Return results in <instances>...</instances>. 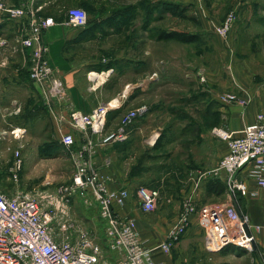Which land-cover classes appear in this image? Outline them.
<instances>
[{
	"label": "crops",
	"instance_id": "1",
	"mask_svg": "<svg viewBox=\"0 0 264 264\" xmlns=\"http://www.w3.org/2000/svg\"><path fill=\"white\" fill-rule=\"evenodd\" d=\"M7 3L14 6L25 5L34 11L38 17L54 19L55 23L49 26L43 34V40L49 47L48 58L56 75L65 83L68 101L84 113L92 112L98 104L112 101L121 103V106L125 105V110L140 106L141 102L136 103L137 98L147 96L155 86L160 88V79L166 75V71L172 66L168 61L165 46L169 41L170 43L179 41L159 40L152 36V21H161V17H155L151 20L152 16L149 14L151 0H7ZM75 6L88 11L89 21L86 26H76L69 22V9ZM29 17L9 18L10 20H7L5 13L0 10V34H7L8 37L0 35V54L6 56L5 58L2 56L3 60L1 59L0 66L7 63V67L2 69L9 68L18 74L15 81L16 85L21 87L29 82L37 92L41 91L43 100V114L37 110L28 114L30 119L34 120L32 125L35 132H29L24 124H17L14 127L26 130L22 136L21 145H27L26 138L28 139L29 135L34 133L37 136L34 138V142L31 143L30 141V145H63L61 142L62 135L74 131L69 123V110L66 103L56 101L50 107L45 97L46 90L42 85L33 83L29 78L28 58L12 52L15 38L23 32ZM158 28L161 27L158 26ZM262 39L264 43V36ZM104 54L107 56H96ZM15 57H19L20 60L14 61ZM180 58L182 57L180 56ZM239 86L240 91L243 90L244 96L249 99V104L245 107L237 103L226 104L220 101L218 96L224 92V88L219 90L211 84H206V87L203 86L202 90L211 94H202L204 98L201 99V102L204 109L196 106L197 111L195 112L186 110L183 113L185 117L181 116L180 113L176 114L181 118H189V122L184 126L177 125L180 129L177 135H182V138L175 135L174 145H179L176 143L183 140H192L193 138L189 137L191 132L200 135L194 137L196 145H215V139L211 134H214L215 126L212 131L205 130V128L208 129V122L219 117V115L221 120L217 127L228 130L240 131L246 125L255 123L258 114H264V78L252 85L246 81L241 82ZM188 96L190 99H194L197 95H193L192 92ZM216 100L220 103L219 107L214 104L217 102ZM20 110L19 108L11 113V111L7 112L8 110L4 107L0 111V116L5 117L7 113H10L8 115L13 116L15 114L16 117ZM17 123L20 122L17 121ZM44 124L46 126H43ZM118 125L119 121L116 124L111 122L109 128L115 129ZM147 130L144 127H129L128 137L124 142L97 147L93 154V162L101 174L109 176L110 188L126 187L129 189L131 198L118 210L122 215L136 219L137 228L146 241V245L155 248L166 239L177 218L170 219L164 214L156 223L144 221L145 214L141 207V200L130 187L129 183L134 180L131 172L132 156L130 149L133 148V145H155L165 131L163 126L157 127L153 131L149 130V133ZM167 136L162 145H167V138L168 140L174 139L169 137V132H167ZM90 138L96 145H99L98 136L93 135ZM76 140L77 146L84 142L83 134L79 130L76 131ZM216 145H218V154L221 158L228 152L227 143L219 140ZM50 150H54V146L50 147ZM214 150L215 146L210 150L212 161L215 155ZM240 176L244 178L250 189L258 188L256 181L250 177L248 169H244ZM137 178L138 181L142 180L140 177ZM209 179H217L226 185V173L219 171L216 174H205L197 184L201 185L198 191L203 192L210 203L230 202L231 198L227 194V185L226 192L221 195L207 194L206 183ZM15 191L4 192L12 194ZM193 197L195 201V196L193 195ZM238 197H241L240 202L238 199H235V202L239 210L250 217L254 226L262 224L264 221L262 196L244 197L238 195ZM136 198L137 202L134 200ZM242 202H245V207L241 206ZM197 204L201 206L202 201L198 199ZM154 230H159L162 233L156 234L153 232ZM253 231L256 235V245L252 254L234 245H229L218 253L212 252V254L215 253L212 255L214 261L222 262L221 264H264V229L254 228ZM204 248V232L199 225L198 213H194L191 215L188 230L181 240L174 245L172 252L165 253L156 248L153 250V256L157 261H162L164 264H186L185 262L194 264L190 263L192 259L188 262L189 257L185 254L194 249L203 250Z\"/></svg>",
	"mask_w": 264,
	"mask_h": 264
},
{
	"label": "rangeland",
	"instance_id": "2",
	"mask_svg": "<svg viewBox=\"0 0 264 264\" xmlns=\"http://www.w3.org/2000/svg\"><path fill=\"white\" fill-rule=\"evenodd\" d=\"M159 2L163 0H151L152 20L155 17H161V21H152V29H156L158 25L161 28L196 32L200 34L201 40L198 43L189 44L170 43L169 41L165 46V52L172 66L160 79V88L155 86L147 96H140L136 100V103L144 104L147 110L135 121L133 128L144 127L149 133L163 126L165 131L169 132V137L174 138L173 140L167 138V145L159 149H154V145H133L130 149L131 172L134 180L129 184L139 197L137 198L140 199L138 188L141 186L155 188L159 191L155 208L149 212L143 211L144 221L152 223H156L164 214L170 219L175 217L178 219L189 200L195 202L197 206H200L197 204L198 199L202 201V205L210 203L205 194L198 191L201 185L197 183L203 179L205 174L218 173L216 168L221 158L216 144L221 139L211 133L215 139V145H196L194 137L200 135L191 132L189 137L193 138L192 140L188 139V142L183 140L176 143L179 145H174L175 135L180 130L177 125L184 126L189 122V118H184V111L195 112L197 111L196 106L203 110L201 99L204 97L202 94L211 95L202 90V87L211 84L219 90L224 88V92L218 96L220 100V95L226 92H236L244 96L243 90L240 91L241 82L246 81L252 85L264 78L262 39L264 36V0H166L167 3L179 2L181 7H185L183 16L171 11L165 10L164 12L163 7H154L158 6ZM232 11L236 15L235 21L230 34L222 37L217 34L216 27L225 21ZM7 20L10 19L7 17ZM0 35L7 37V34ZM2 56L6 57L0 54V62L3 60ZM18 60H20L19 57H15L14 61ZM3 67H7V63L0 66V111L4 107L8 110L7 112L11 111V113L19 108L21 110L16 117L15 114L8 115L10 113H7L5 117L0 116V189L7 192L24 188L26 191L38 192L46 197L44 199L46 207H48L50 196L54 195L60 224L78 222L84 225L83 229H89L88 231L102 248L100 264H119L122 256L110 249L107 244L106 222L100 214L98 202L90 188L78 190L68 196L67 201L63 199L58 204V199L61 197L56 194L66 191V188H71L76 171L75 162L69 151L64 145H30L37 136L35 133L30 134L28 139L26 138L27 145H21L22 136L26 130H22L19 133L20 136H16L14 126L24 124L29 132H35L32 125L34 120L30 119L28 114L33 110L43 114L42 93L40 90L37 92L29 82L21 87L16 85L18 74L9 68V70L2 69ZM30 80L34 83L32 79ZM192 92L193 95H197L194 99L188 96ZM218 102L214 103L216 107H219ZM179 113L184 117L176 115ZM120 118L113 119L111 122L116 124ZM220 120V115L215 117L214 120L208 122L209 127L205 130L212 131L214 126H219ZM106 127L108 130L111 129L108 125ZM178 138H182V135ZM53 146L54 150H50ZM214 146L215 155L212 161L210 150ZM18 151L21 153L23 162L19 171V180H15L13 170ZM106 177L109 178V176ZM137 177L142 180L138 181ZM130 198L131 192L128 200ZM137 198L134 200L136 201ZM237 199L240 202L241 197L237 196ZM241 206L245 207V202H242ZM78 231L80 229L68 227L63 232L66 237L77 238ZM153 232L162 233L159 230ZM247 252L253 253V251ZM213 254L204 248L203 250L194 249L185 256L189 257L188 262L192 259L190 263L194 264H221L222 262L214 261Z\"/></svg>",
	"mask_w": 264,
	"mask_h": 264
},
{
	"label": "built area",
	"instance_id": "3",
	"mask_svg": "<svg viewBox=\"0 0 264 264\" xmlns=\"http://www.w3.org/2000/svg\"><path fill=\"white\" fill-rule=\"evenodd\" d=\"M0 10L10 19H22L30 16L23 32L16 37L12 52L22 54L29 60L31 79L46 90L45 97L51 107L54 102H65L69 110V123L73 132L64 133L62 144L69 151L76 165L71 188L60 191L61 199L78 190L90 188L98 202L100 214L106 222V240L110 249L117 251L122 258L119 264H164L153 256L158 248L171 253L182 236L188 230L191 215L198 213L199 225L204 232V247L209 252L222 251L234 245L246 251H254L256 235L253 229H264L262 224L254 226L250 217L241 212L236 205L238 195L244 197L262 196L264 205V114L257 116L255 123L246 125L240 131L214 127L213 132L228 146V152L221 157L216 171L226 173L227 194L230 202L208 203L197 206L189 200L179 218L169 230L166 239L155 248L148 247L137 228L136 219L122 215L118 208L127 203L130 191L126 187L110 188L109 178L101 174L93 162L97 147L124 142L128 129L136 119L142 116L147 107L141 105L129 109L120 118L115 129H107L108 114L119 108L116 101L98 104L90 113L76 109L68 101L64 81L55 73L48 58V45L43 40L44 31L55 23L54 19L38 17L25 5H9L7 0H0ZM88 12L82 7L69 9V22L76 26L88 24ZM236 15L232 11L225 21L216 27L222 37L230 34ZM48 92V93H47ZM220 101L226 104H249L248 97L236 92L220 95ZM83 134L84 142L76 147V131ZM20 136L21 129L15 130ZM98 136V144L91 136ZM21 153L18 151L13 170V177L19 180L22 167ZM248 173L258 185L250 189L241 172ZM141 207L144 212L153 210L159 198L155 188L141 186L138 188ZM46 197L38 192L17 190L12 194L0 189V264H100L102 248L91 233L78 222L60 224L59 211L54 202V195L44 204ZM65 203V202H63ZM68 227L80 229L78 237H66L63 232ZM189 264V263H186Z\"/></svg>",
	"mask_w": 264,
	"mask_h": 264
},
{
	"label": "trees",
	"instance_id": "4",
	"mask_svg": "<svg viewBox=\"0 0 264 264\" xmlns=\"http://www.w3.org/2000/svg\"><path fill=\"white\" fill-rule=\"evenodd\" d=\"M154 7H163L164 12L165 10L171 11V12L182 14V16L184 14V8H185V7H181V5L178 3H167L166 1L159 2L158 6H154ZM152 12H153V8H150L149 14L151 15ZM88 21H89V17H88ZM155 28L156 29L153 28L154 31L151 28L152 36H155L159 40H176L182 43H198L201 40V36L199 33H192V32H187V31H182V30H177V29H164V28H158V27H155ZM125 109H126L125 105H123L109 112L108 121H107L108 127L113 119H117L121 117L122 114L128 110V109L127 110ZM166 135H167V131H164V133L158 138L155 145L153 146L154 149H159L163 146L162 142L164 138L166 137ZM206 192L208 195L212 193L216 195H221L226 192V185L217 179H209L206 183Z\"/></svg>",
	"mask_w": 264,
	"mask_h": 264
},
{
	"label": "bare ground",
	"instance_id": "5",
	"mask_svg": "<svg viewBox=\"0 0 264 264\" xmlns=\"http://www.w3.org/2000/svg\"><path fill=\"white\" fill-rule=\"evenodd\" d=\"M95 75H97V73H95Z\"/></svg>",
	"mask_w": 264,
	"mask_h": 264
}]
</instances>
